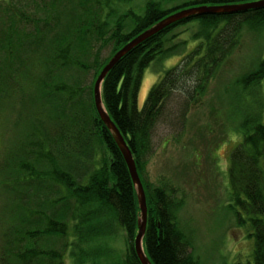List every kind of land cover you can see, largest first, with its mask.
Returning a JSON list of instances; mask_svg holds the SVG:
<instances>
[{"label": "trees", "instance_id": "1", "mask_svg": "<svg viewBox=\"0 0 264 264\" xmlns=\"http://www.w3.org/2000/svg\"><path fill=\"white\" fill-rule=\"evenodd\" d=\"M260 1L0 0V135L12 133L0 152V264H66V258L72 264H140L136 194L96 112L94 83L114 54L173 13ZM191 23L196 30L174 34ZM244 27L264 32V7L175 22L125 55L103 81V106L144 187L143 249L151 264H201L176 222L181 202L172 189L146 180L153 129L166 117V101L179 93L185 105L174 121L183 130L189 105L239 48ZM190 40L193 50L165 71L139 108L146 69ZM190 81L194 87L185 92ZM235 84L258 107L241 118L240 141L229 159V208L236 227L253 238L251 259L235 264H264V55ZM119 233L123 249L87 248Z\"/></svg>", "mask_w": 264, "mask_h": 264}, {"label": "rangeland", "instance_id": "2", "mask_svg": "<svg viewBox=\"0 0 264 264\" xmlns=\"http://www.w3.org/2000/svg\"><path fill=\"white\" fill-rule=\"evenodd\" d=\"M179 1L174 0V3ZM193 24L176 29L174 34L196 30ZM194 44L192 40L188 41L176 54L160 63L159 60L154 62L146 69L138 94L139 108L143 106L150 88L165 71L175 67L190 53ZM107 54L105 50L102 58ZM263 55L264 32L244 27L239 48L210 80L199 101L189 105L183 130L179 122L174 121L177 117L174 113L185 105L186 96L173 93L164 105L166 117L156 124L152 132V154L145 169L146 180L154 187L172 189L175 200L181 202L176 210V222L191 238L192 254L201 264H235L251 259L253 238L247 237L246 230L236 227L229 208L231 189L228 167L230 153L240 141L237 128L241 118L258 112L255 97L241 94V88L235 83L242 75L253 71ZM91 80L92 72L84 84L88 86ZM193 84L190 81L185 86V92L191 91ZM262 92L264 95V88ZM260 116L264 122V108ZM11 136L12 133L0 135V152ZM91 242L87 248L123 249L125 246L124 236L120 233L111 240ZM66 264H72L69 258H66Z\"/></svg>", "mask_w": 264, "mask_h": 264}, {"label": "water", "instance_id": "3", "mask_svg": "<svg viewBox=\"0 0 264 264\" xmlns=\"http://www.w3.org/2000/svg\"><path fill=\"white\" fill-rule=\"evenodd\" d=\"M262 7H264V0L252 4L237 5V6L195 7V8L192 7L173 13L172 15L168 16L164 20L160 21L150 29L146 30L145 32L134 38L132 41L127 43L123 48H121L116 54H114V56H112L109 62L101 70L100 74L98 75L94 83L93 102L96 112L98 114L100 121L107 129L108 133L115 142L119 152L121 153L124 159V162L128 169L132 181V185L136 194L139 216L137 218V233L134 239V249L140 264H151V262L145 255L143 249V239L145 236L146 224H147V204H146L145 192L141 180L138 176L132 153L128 145L126 144L125 140L121 136L119 130L116 128L115 124L111 121L109 115L107 114L103 106L102 96H101L103 81L106 78L107 74L120 62V60L125 55H127L129 52H131L134 48H136L138 45H140L147 39L158 34L166 27L170 26L175 22L203 14L234 13V12L246 11V10L257 9Z\"/></svg>", "mask_w": 264, "mask_h": 264}]
</instances>
